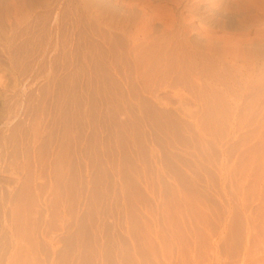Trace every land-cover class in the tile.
<instances>
[{
    "label": "rangeland",
    "instance_id": "1",
    "mask_svg": "<svg viewBox=\"0 0 264 264\" xmlns=\"http://www.w3.org/2000/svg\"><path fill=\"white\" fill-rule=\"evenodd\" d=\"M69 1L0 0V264H264V79L247 73L264 67L144 81L124 51L77 45ZM236 2L198 0L194 25L264 30L239 26ZM125 78L126 135L112 102Z\"/></svg>",
    "mask_w": 264,
    "mask_h": 264
},
{
    "label": "bare ground",
    "instance_id": "2",
    "mask_svg": "<svg viewBox=\"0 0 264 264\" xmlns=\"http://www.w3.org/2000/svg\"><path fill=\"white\" fill-rule=\"evenodd\" d=\"M72 2L75 4V6L72 4L75 9L74 11L77 12V15L74 17L75 26L81 30V34H85L84 39L80 38V40L78 38L77 45L82 44L89 48H106L115 54L116 60L119 59V54L124 51L126 53L125 62L138 68L136 73L138 77H142L144 81L152 80L151 82L154 84V80L160 72L164 76V79L171 77V80H174L172 78L175 77L176 81H181V79L189 76L193 72L196 74H194V77L196 76L197 79L201 78V82L203 80L205 83L210 82V84H213L211 83L212 81H218L223 84V79H227L230 75L236 73V71L233 72L230 67L239 64L238 61H242V63L247 65L252 64V68L257 66L256 64H260L264 67V53H262V49H264V32L262 31L264 30L260 31L261 28L258 29L254 26L253 29L243 31L238 30L233 32L232 30V32L217 33L211 29L212 32H209L210 27L208 28L206 25H200L202 23L198 26L194 25L193 16L195 9H197L198 0H71L70 4ZM224 5L225 3L223 6ZM202 7L200 9H203ZM251 9L252 7L249 1L237 0L234 4V8L229 10L240 16L236 21L239 23V26H241L244 20L243 18L247 16L254 19L258 17V22L259 20H264V12H256L253 14ZM200 12L199 14L203 11ZM202 14L204 15V13ZM195 17H197V15ZM213 19H215V16L212 17V20ZM216 19L218 18L216 17ZM220 19H218L219 26L222 24V22L220 24ZM200 22H203V20ZM208 22L211 21L209 20ZM253 23H257V20ZM261 23L264 24L262 21ZM215 25L218 28L221 27L217 24ZM260 25H258V27ZM222 26H225V22ZM204 41L206 43H204ZM232 41L239 44V50L242 52L241 54H238L240 53L239 51L237 54L228 52V47L232 44ZM206 65L209 66L208 70L205 67ZM157 66H162L163 70L156 72L152 78H148L151 75L152 67ZM141 69L143 72H140ZM233 69L235 70V68ZM261 70L258 73H255L254 70L249 71L250 73L247 72L248 70L246 72L248 75L255 74L258 77L261 76L259 78L257 77L258 79H264V76H262L264 75V71L261 73ZM136 73L134 72V76ZM136 77L137 76H135V78ZM128 79L130 78H125L124 80L126 82L129 81L127 82L129 85L128 94H125L123 89L118 86L117 93L112 97V102L117 95L122 102V105H119V103L113 105L114 133L120 131L125 135L128 124L132 121L127 99H131V94H134V96L138 98V93L133 81ZM220 85L218 86L220 87ZM210 86L212 89H216L217 91L220 90V88L218 89L212 85ZM148 89L150 90V85L144 83L142 90L149 91ZM226 89L228 90V88ZM150 92L153 93V91ZM143 104L147 105V102L143 101ZM235 110L237 109L235 108ZM155 111L154 109L148 110L149 113L156 116ZM119 112L125 114L123 120L115 119L114 114H118ZM156 121L159 123V126L169 129L168 120L163 123L158 119H156ZM54 160L55 170L53 173L56 181L61 183L63 171L60 168V154L58 155L57 153Z\"/></svg>",
    "mask_w": 264,
    "mask_h": 264
}]
</instances>
